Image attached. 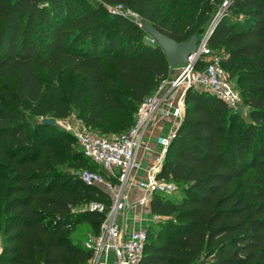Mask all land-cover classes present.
Masks as SVG:
<instances>
[{
    "label": "trees",
    "instance_id": "16d2710c",
    "mask_svg": "<svg viewBox=\"0 0 264 264\" xmlns=\"http://www.w3.org/2000/svg\"><path fill=\"white\" fill-rule=\"evenodd\" d=\"M116 4L177 42L200 39L217 15L207 45L224 53L221 66L248 106L245 119L207 91L186 90L157 174L178 185L180 199L152 196L150 213L163 219L147 228L139 264H264V0H0V264L92 258L83 241L104 213L84 206L112 199L75 173L105 172L64 131L30 126L23 110L63 118L75 108L103 135L133 125L171 68L137 23L105 6ZM48 130L79 164L73 172L40 139Z\"/></svg>",
    "mask_w": 264,
    "mask_h": 264
},
{
    "label": "built area",
    "instance_id": "2783aa9c",
    "mask_svg": "<svg viewBox=\"0 0 264 264\" xmlns=\"http://www.w3.org/2000/svg\"><path fill=\"white\" fill-rule=\"evenodd\" d=\"M105 6L110 12L122 14L141 26L142 18L122 4ZM211 29L199 40L197 51L189 57L186 64L180 66L176 76L163 80L144 100L135 114L133 125L125 132L103 135L85 125H80L74 131L84 155L105 172L102 174L99 171L82 170L81 179L89 185L99 187L112 199L110 207L99 203L84 206L104 213L99 232H88L83 241L84 247L92 251L89 264H109L110 254L113 255L111 264H139L152 217L149 207L152 196L154 193L172 195L178 189L175 182L157 177L162 159L149 169L142 168L136 161L143 136L156 117H171L174 120L171 133L167 137L156 139L163 155L182 120L184 95L188 87L217 96L234 112L244 111L239 90L221 66V56L207 45ZM149 42L155 44L151 37ZM142 170L145 177L137 180L135 186L143 191V195L133 201L126 195L125 187L129 185L131 176L136 177V172ZM137 208L147 213L146 217L137 214ZM117 216L122 218L121 222L117 220Z\"/></svg>",
    "mask_w": 264,
    "mask_h": 264
},
{
    "label": "rangeland",
    "instance_id": "374dc122",
    "mask_svg": "<svg viewBox=\"0 0 264 264\" xmlns=\"http://www.w3.org/2000/svg\"><path fill=\"white\" fill-rule=\"evenodd\" d=\"M91 2H99L100 0H90ZM223 10L225 11V15H227L228 17L231 15V12L227 11L226 9V5H222ZM227 11V12H226ZM217 17V15H216ZM216 17L215 19H213V21H209L207 24H205L203 31L201 32V34H199V40H201L208 32L209 30L212 28L213 23L216 22ZM235 17L233 14L231 15V18ZM211 22V23H210ZM219 55L222 57L224 56L223 52H220ZM170 75H169V79H173L176 74L180 71V66L178 67H170ZM40 78L42 81L45 80V75H40ZM234 83L235 79L232 80ZM243 108L244 111L241 112V114L243 115V117L246 119L247 118V110H248V106L246 104L243 103ZM240 114V113H239ZM23 116L25 118V120L31 125L37 123L38 121L42 122L44 119H52L53 120V125L54 127H57L58 129L62 130L65 132V134L70 135L71 137L67 138L68 140L77 143V139L74 135V131L80 127V125H85L82 120L77 116L76 113V109L72 108L69 112V114L66 117L63 118H58V117H52L50 115H46L44 117H36L33 116V114L31 112H29L28 110H23ZM135 116L132 117V119H134ZM122 132V131H121ZM49 133V134H48ZM47 134L44 135H40V139H43V141H49L50 143L54 144L53 146H55V148L58 150L59 154L61 155L62 158H64L66 161L64 164L60 165V168L63 170H67L68 172H73V170L75 168H77V166L79 164H77V161H73L72 159H69V153H67V151L65 150V146L63 144V142H61L60 138L58 137V133L57 131H53V130H48ZM107 134L109 132H106ZM112 133V132H111ZM114 133H119V131H115ZM90 167H86L84 165H82V170H88ZM0 172L2 173H6L7 171L5 170H0ZM178 191V190H177ZM177 191L175 193H173L172 195H168L166 197L170 198V199H175L178 200L179 195L177 193ZM133 200V199H132ZM135 200V199H134ZM133 200V201H134ZM137 214L141 215L142 217H146L145 213H143V210L138 209L137 208ZM163 218H154V216L152 215L149 225L154 224L160 220H162ZM117 220H119V222L122 221V218L117 216ZM86 226L85 225H81L75 232H73L74 236H77L80 234V232H82L81 234H84L86 232ZM113 255L110 254V259H112Z\"/></svg>",
    "mask_w": 264,
    "mask_h": 264
},
{
    "label": "crops",
    "instance_id": "0c3cea01",
    "mask_svg": "<svg viewBox=\"0 0 264 264\" xmlns=\"http://www.w3.org/2000/svg\"><path fill=\"white\" fill-rule=\"evenodd\" d=\"M173 127L174 120L171 117H156L155 121L149 126L136 155V161L142 168L149 169L160 159H164V154L161 155V146L157 143L156 139L158 137H167ZM135 176H131L129 185L125 187V193L131 200H136L143 195V191L136 188L135 183L137 180H142L145 177L144 171H137ZM111 260H109V264H111Z\"/></svg>",
    "mask_w": 264,
    "mask_h": 264
},
{
    "label": "water",
    "instance_id": "95a60500",
    "mask_svg": "<svg viewBox=\"0 0 264 264\" xmlns=\"http://www.w3.org/2000/svg\"><path fill=\"white\" fill-rule=\"evenodd\" d=\"M214 24L215 23H213L212 26H214ZM140 27L146 33V35L151 37L155 41V44L161 48L170 67H178L183 64H186L189 57L197 51V46L199 42L197 35H192L189 39L185 41L177 42L168 35L160 32L156 27H154L149 22L144 21L143 19L141 21ZM241 112V110L238 111V113L240 114ZM42 122L47 125H53L52 119H44ZM75 174L79 176L81 173L78 170Z\"/></svg>",
    "mask_w": 264,
    "mask_h": 264
}]
</instances>
